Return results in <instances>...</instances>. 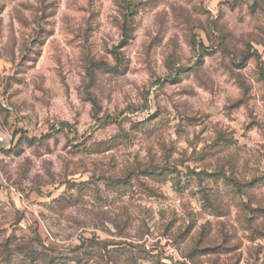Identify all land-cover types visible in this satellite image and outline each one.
Wrapping results in <instances>:
<instances>
[{"label":"rangeland","instance_id":"1","mask_svg":"<svg viewBox=\"0 0 264 264\" xmlns=\"http://www.w3.org/2000/svg\"><path fill=\"white\" fill-rule=\"evenodd\" d=\"M264 264V0H0V264Z\"/></svg>","mask_w":264,"mask_h":264},{"label":"built area","instance_id":"2","mask_svg":"<svg viewBox=\"0 0 264 264\" xmlns=\"http://www.w3.org/2000/svg\"><path fill=\"white\" fill-rule=\"evenodd\" d=\"M184 264H193V263L186 260V262ZM197 264H201V263H197Z\"/></svg>","mask_w":264,"mask_h":264}]
</instances>
